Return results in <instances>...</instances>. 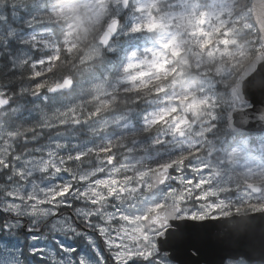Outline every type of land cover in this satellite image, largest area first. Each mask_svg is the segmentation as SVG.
<instances>
[{"label": "clouds", "instance_id": "9594fccd", "mask_svg": "<svg viewBox=\"0 0 264 264\" xmlns=\"http://www.w3.org/2000/svg\"><path fill=\"white\" fill-rule=\"evenodd\" d=\"M0 264H264V0H0Z\"/></svg>", "mask_w": 264, "mask_h": 264}]
</instances>
